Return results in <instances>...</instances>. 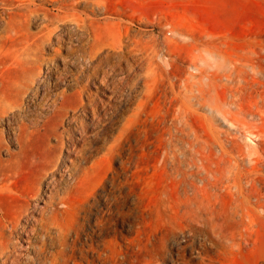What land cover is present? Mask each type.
<instances>
[{"label":"rangeland","instance_id":"rangeland-1","mask_svg":"<svg viewBox=\"0 0 264 264\" xmlns=\"http://www.w3.org/2000/svg\"><path fill=\"white\" fill-rule=\"evenodd\" d=\"M2 1L4 264H264V0Z\"/></svg>","mask_w":264,"mask_h":264},{"label":"bare ground","instance_id":"bare-ground-1","mask_svg":"<svg viewBox=\"0 0 264 264\" xmlns=\"http://www.w3.org/2000/svg\"><path fill=\"white\" fill-rule=\"evenodd\" d=\"M11 1L12 0H5L4 2H3V5L5 6V9L6 10H8V20H6L7 21V23H6V25L8 24L9 26L8 27H11V28H8V27H6V28H8V29H12L13 28V30H15V26L13 27V25H14V23L16 22V20L20 17H23V18H25V19H23V21L24 22H26V23H28V24H30L34 19H36V17L38 16H41L42 17V19L45 21V22H48V24L47 25H45V28H47L46 30L47 31H41L40 32V36H38L37 38H40V39H38V40H40V42H41V46H40V48H44V47H46L48 44H50L51 43V39H52V36H53V34H54V32H55V30H53V29H50L49 28V23L51 22V16L52 15H50L49 13H48V9L47 8H45V6H43V4H37L35 1H29V3L28 4H25V5H28L27 7H25L24 9V11L23 12H18L16 9H15V7L13 8V6L11 5ZM56 1V0H55ZM85 1V0H84ZM1 2V3H2ZM27 2V1H26ZM56 2H58L60 5H59V8H58V10H59V13L60 14H58L57 15V17H54L55 19L57 18V22L58 23H61V22H65L66 20H68V17H69V14H68V12L66 11V9H67V7L70 5L69 4V0H58V1H56ZM80 2V0H76V1H74V2H72L71 4L73 5V4H78ZM86 2V1H85ZM45 3V2H44ZM88 3H90L91 4V6H93L92 7V9H93V11L94 12H96V10H98V7H99V3H98V0H89V2ZM15 4V3H14ZM16 5V4H15ZM3 11H5V10H3ZM74 13H72V15H73ZM89 17H91L90 15H88ZM1 17V16H0ZM3 17V16H2ZM73 17H76V18H74V22L76 23V25L78 26V28L79 29H81V28H86V20H89L88 18H83L81 15H78V16H76V15H73ZM7 18V17H6ZM5 18V19H6ZM22 19V18H21ZM55 19H53V21L55 20ZM4 20V19H3ZM94 19L93 18H90V20L89 21H93ZM2 21V20H1ZM22 21V22H23ZM56 22V23H57ZM54 23V22H53ZM21 24H23L24 25V23H21ZM16 25V24H15ZM17 26V25H16ZM2 27H3V25H2ZM18 27H19V25H18ZM20 28V27H19ZM83 29V30H84ZM42 30V29H41ZM9 31H11V30H9ZM82 31V30H81ZM17 36V35H16ZM37 40V41H38ZM34 42V41H33ZM39 42V41H38ZM39 42V43H40ZM34 44V43H33ZM38 44V43H37ZM245 52V51H244ZM250 53V52H249ZM257 54V53H256ZM58 55V54H57ZM249 55V54H248ZM61 56V55H60ZM251 56H253V55H251ZM261 57V56H260ZM198 59V58H197ZM237 59V58H236ZM236 59H234V60H236ZM225 61L226 62H230V64L231 65H233L234 64V66H232V69L230 70L231 71V74L232 73H234V71H237L238 70V64L236 63L237 62V60H236V62H234L233 60H230L229 58H227V59H225ZM240 61V60H239ZM240 63H242V62H240ZM248 63V62H247ZM200 64V63H199ZM254 64H255V62H254ZM245 65V64H244ZM252 65V64H251ZM261 65V64H260ZM228 66H229V64H228ZM242 66V65H241ZM248 67V66H247ZM246 68V67H245ZM241 69V68H240ZM246 70V69H245ZM256 70V69H255ZM260 72L261 73H264V69H263V67H261L260 69ZM249 71V70H248ZM248 71H247V73H248ZM238 72V71H237ZM238 73H240V71L238 72ZM236 75V74H235ZM218 76V75H217ZM216 76V77H217ZM230 76V75H229ZM252 76H253V74H252ZM259 77V76H258ZM260 78V77H259ZM230 80H231V78H229ZM240 80V79H239ZM248 80V79H247ZM249 80H250V78H249ZM249 80L247 81V83L249 82ZM253 80H254V77H253ZM229 81V80H228ZM246 81V80H245ZM256 81H258L257 79H256ZM252 82V81H251ZM253 82H255V80L253 81ZM240 83V82H239ZM239 83H238V85H239ZM246 83V84H247ZM230 85V84H229ZM236 85V84H235ZM241 85H242V83H241ZM245 84H243V86H244ZM250 85H251V83H250ZM243 86H240V91H235V90H233L232 88H233V86H232V90L230 89V91H231V94L232 95H234L235 93L237 94V93H241L242 91H243V89H245ZM248 86L249 85H247V86H245L246 88H248ZM255 86V84L252 86V88ZM235 87V86H234ZM236 87H237V85H236ZM258 87V86H257ZM255 88V87H254ZM228 89V88H227ZM247 90V89H246ZM261 90V89H260ZM239 93V94H240ZM247 94V93H246ZM249 94V93H248ZM247 94V95H248ZM251 94V93H250ZM249 94V95H250ZM260 94V93H259ZM237 96V95H236ZM235 97V96H234ZM254 97V96H253ZM252 97V98H253ZM241 99V98H240ZM239 99V100H240ZM248 99V98H247ZM236 101V100H235ZM244 101H246V100H244ZM243 103V102H242ZM227 104V103H226ZM255 104H257V103H255ZM227 105H229V104H227ZM253 105V104H252ZM263 105V104H262ZM234 106V105H233ZM237 106V105H236ZM258 106V105H257ZM241 107V106H240ZM245 110V109H244ZM261 110V109H260ZM227 112H229V111H227ZM233 114V113H232ZM232 117V116H231ZM230 117V118H231ZM229 118V119H230ZM238 118V117H237ZM236 119V118H235ZM231 120H232V118H231ZM238 120V119H237ZM176 122V121H175ZM178 131V130H177ZM228 143V142H227ZM205 147V146H204ZM210 148V147H209ZM263 149V148H262ZM264 150V149H263ZM248 178V177H247ZM29 203V202H28ZM44 211V210H43ZM5 244V243H4ZM1 245V244H0ZM3 245V244H2ZM4 247V246H3ZM0 254L1 255H3V256H5L6 258L4 259V261H3V264L4 263H6L8 260H9V256H10V254L9 253H7V251H3V250H1V252H0Z\"/></svg>","mask_w":264,"mask_h":264}]
</instances>
